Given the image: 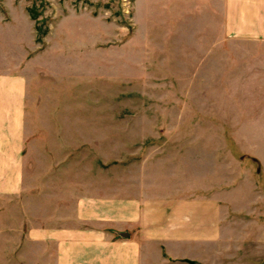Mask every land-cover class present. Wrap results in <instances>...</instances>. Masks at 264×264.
<instances>
[{
    "label": "rangeland",
    "instance_id": "obj_1",
    "mask_svg": "<svg viewBox=\"0 0 264 264\" xmlns=\"http://www.w3.org/2000/svg\"><path fill=\"white\" fill-rule=\"evenodd\" d=\"M136 3L0 0V65L30 57L22 190L0 197V264H46L32 232L69 225L81 202L134 201L149 226L159 199L185 192L202 215L214 202L215 220L199 219L213 232L149 233L145 258L264 264V38L213 42L221 29L199 3L195 27L177 16L145 42Z\"/></svg>",
    "mask_w": 264,
    "mask_h": 264
},
{
    "label": "crops",
    "instance_id": "obj_2",
    "mask_svg": "<svg viewBox=\"0 0 264 264\" xmlns=\"http://www.w3.org/2000/svg\"><path fill=\"white\" fill-rule=\"evenodd\" d=\"M199 3L206 4V25L221 29L222 36L213 42L243 36L264 38V0H137L136 26L144 35L143 41L150 42L155 35L166 37L168 34H156L155 28L176 25L177 16L185 22L182 26L195 27L193 15ZM28 58L25 53L11 67L0 65V197L22 190L27 79L21 68ZM184 195L188 197L159 199L149 226L146 212L138 215L134 201L124 204L114 199L93 205L81 202L69 225H49L31 236L46 240V264H162L144 257V240L152 233L159 241L176 243L194 241L200 231L213 232V225L204 227L199 219L206 216L215 220L214 202L206 199V215H202L204 210L199 213L193 194ZM172 259L167 262H174Z\"/></svg>",
    "mask_w": 264,
    "mask_h": 264
}]
</instances>
